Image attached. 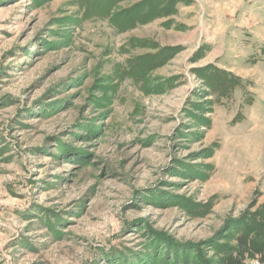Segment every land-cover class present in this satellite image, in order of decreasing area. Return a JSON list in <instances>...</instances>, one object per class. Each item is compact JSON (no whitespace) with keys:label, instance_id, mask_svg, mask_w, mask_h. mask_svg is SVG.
I'll use <instances>...</instances> for the list:
<instances>
[{"label":"rangeland","instance_id":"1","mask_svg":"<svg viewBox=\"0 0 264 264\" xmlns=\"http://www.w3.org/2000/svg\"><path fill=\"white\" fill-rule=\"evenodd\" d=\"M142 1L0 0V264H264V29L235 74L195 48L264 0Z\"/></svg>","mask_w":264,"mask_h":264},{"label":"crops","instance_id":"2","mask_svg":"<svg viewBox=\"0 0 264 264\" xmlns=\"http://www.w3.org/2000/svg\"><path fill=\"white\" fill-rule=\"evenodd\" d=\"M194 4L196 5L198 9H200L201 13H203V10H205V14L210 13L211 15L213 13L209 11V6L211 8H215V10H219V2H216V0H209L207 3L198 2L197 0H194ZM250 5H243L237 8L236 16L237 19H234V23H226V27L223 28V32L218 33V36H216L213 32L216 31L217 27V21L218 19L215 17H212V22H210L211 27H203L201 25L200 31L197 34L196 40H195V48L201 46V45H209L211 47V57L212 59L209 60V64L216 62V67L219 69H225V71L229 70L230 73H234L232 70H235L231 67L230 61L235 58L239 63V68L243 66L251 67V64L253 62L254 65L261 64L262 61L259 60L258 57H253L251 59V48H252V41L253 38H259L256 34L252 32L255 25L249 24L247 21V14L252 13L253 16L258 19L261 23V28L264 29V6L260 7H254L251 8ZM235 13V12H234ZM210 15V16H211ZM247 20V21H246ZM216 23V24H215ZM222 24V23H221ZM223 25V24H222ZM252 27V30H251ZM213 30V32H212ZM260 39V38H259ZM261 43H259L260 46H264V39H261ZM250 47V49H249ZM233 51V53L228 51ZM213 51V52H212ZM261 52L264 54V48L261 49ZM246 53V57H245ZM232 54V55H230ZM249 57V58H248ZM251 59V60H249ZM264 60V58H263ZM242 61V62H241ZM245 61V63H243ZM261 66V65H260ZM249 71V70H248ZM235 74V73H234ZM239 78L246 79L247 76L245 75H237ZM248 92H250L248 90ZM240 103H242L241 94L239 96ZM258 102V101H255ZM259 103V102H258ZM242 107V106H241ZM244 113L248 111V109H251V107H242ZM244 122H249L247 117L244 116ZM254 124V123H253ZM251 124V125H253ZM255 125H258L257 123ZM248 130V129H246Z\"/></svg>","mask_w":264,"mask_h":264},{"label":"trees","instance_id":"3","mask_svg":"<svg viewBox=\"0 0 264 264\" xmlns=\"http://www.w3.org/2000/svg\"><path fill=\"white\" fill-rule=\"evenodd\" d=\"M122 1V0H120ZM190 0H144L141 3H139L138 9L141 10V13H138L136 15V19H140L142 22H148L156 17H158V14L162 12V15H164V10L165 14L168 16L173 14L175 12V8L177 7L178 4L183 3V4H188ZM167 50V49H165ZM199 56V55H198ZM201 57V55H200ZM151 61L154 60V58H150ZM153 59V60H152ZM206 70H211L214 71L212 73L216 74V78L218 79V85L221 86L223 83H226L225 86L221 87L226 90L225 94L227 95L231 90H233L237 85L232 84V82H236L238 79L232 77L231 74L218 70L216 69L213 65H208ZM215 77V76H214ZM225 80V82H224ZM241 80V79H240ZM217 90V88H214V91ZM220 89H218L219 91ZM213 91V92H214ZM219 96H223L221 92H218ZM238 247L241 248L242 250H246L248 247V241L246 236L242 235L238 237ZM251 247V246H250ZM253 251H256L258 254H260V261L264 263V250L261 249V247H258L257 249H249V252L252 254ZM227 264H243V261L241 260V255L239 252H235V255L230 253L228 259H227Z\"/></svg>","mask_w":264,"mask_h":264}]
</instances>
